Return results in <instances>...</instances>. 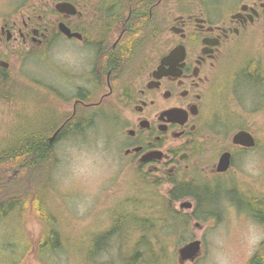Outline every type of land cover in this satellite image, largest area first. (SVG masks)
<instances>
[{
  "label": "rangeland",
  "instance_id": "rangeland-1",
  "mask_svg": "<svg viewBox=\"0 0 264 264\" xmlns=\"http://www.w3.org/2000/svg\"><path fill=\"white\" fill-rule=\"evenodd\" d=\"M7 1H11L13 6L21 0ZM191 1L170 0L171 14L176 15L181 8L193 7L194 0ZM236 1L229 0L230 4ZM14 12L13 7L10 8L11 18L20 20V16ZM163 20L160 22L162 26L165 22L164 33L154 45L155 58L178 38L167 28V19ZM76 44L62 35H53L47 44L26 51L13 39L10 40L8 48L14 51V55L10 57L6 82L24 91L22 96L27 101H0V146L7 139V132L15 129L17 122L40 120L45 107L56 110V119L71 112L72 98L77 91L74 88L83 84L82 76L88 73L84 60L88 51ZM242 53V49L235 52L238 57ZM73 71L78 74L72 78ZM226 80L229 82L222 89L218 87L213 94L209 102L212 110L207 112L203 124L205 130L199 132L203 150L201 160L205 165L212 164L217 161L221 151L231 145V137L237 130L227 132L218 125L224 118V107L237 114V122L241 119L244 121L246 130L256 137L258 147L235 149L233 165L224 175L211 176L209 170L197 173L200 170L198 166V170L191 168L188 175L182 177L183 180H196L203 185L208 183L210 190L205 200L215 204V207H205L203 211L213 212L212 215L205 219L195 218L192 215L195 201L190 197L177 201L168 197L172 186L164 181L162 172L151 167L139 168L124 157L121 144L123 127L117 117L120 110L115 107L114 101H107V107H102L100 111L90 108L91 120L80 138H62L52 144L56 162L47 189L49 208L56 217L53 228L67 238L69 247L36 255L43 226L30 213L23 217L24 223H21L15 214L9 212L12 204L8 202L7 209L0 208L4 214L9 212L0 216V264H87L84 257L75 251L73 242L80 243L83 252L87 251L92 236L107 230L115 209L131 198L143 199L142 204L145 205L126 207V211L156 218L157 212H163L168 204L169 208L182 216L179 224L171 225V230L164 228L166 224L162 226V219L157 222L156 218L153 224L158 237L151 239L150 245L154 252H158L159 244L156 241L160 240L165 245L169 264H180L179 247L195 239L201 241L200 252L193 261L182 264H248L256 253L264 256V225L248 215L252 210L249 197L246 199L248 186L252 193L264 195V110H256L254 103L247 101L255 94L250 96L238 88L246 86L239 66L233 67ZM235 80L239 82L237 88H233ZM99 95L93 91L90 100L98 99ZM109 106L112 112L108 111ZM17 176L18 171L11 172V178ZM157 178L160 179L159 184L148 183ZM183 201H190L193 207L180 208ZM126 234L127 239H113L108 246H104L89 264H121L122 255L131 253L140 236L134 231ZM29 246L31 250L27 252Z\"/></svg>",
  "mask_w": 264,
  "mask_h": 264
},
{
  "label": "flooded vegetation",
  "instance_id": "flooded-vegetation-1",
  "mask_svg": "<svg viewBox=\"0 0 264 264\" xmlns=\"http://www.w3.org/2000/svg\"><path fill=\"white\" fill-rule=\"evenodd\" d=\"M62 4L71 6L70 12L60 10ZM232 4L229 0H194L193 7L172 15L170 0H21L13 6L11 1L0 0V82L6 80L14 55L8 48L11 39L27 51L47 44L53 35H62L88 51L84 57L88 73L82 76L83 84L74 88L71 112L54 131L74 121H88L90 108L114 101L123 127V155L137 167L162 172L170 186L172 178L183 180L191 168L200 167L197 173L209 170L211 176L224 175L233 165L235 149L258 147L254 134L240 129L253 136V146L233 144L231 137V145L216 162L205 165L201 160L199 132L205 130L207 112L212 110L209 102L216 89L229 82L226 79L233 67L239 66L246 85L244 90L238 87L240 91L255 94L247 101L256 110H264V0ZM12 7L20 20L11 18ZM163 19L178 38L155 58L154 45L164 33ZM59 22L80 37L60 33ZM175 48L174 55L162 64ZM240 49L243 53L238 57L235 52ZM73 73L72 78L78 74ZM93 91L100 94L96 100H90ZM50 113L56 115V110ZM58 134L52 142L46 137L47 142L60 141ZM225 151L230 153V165L218 172L217 163ZM151 153L154 158L142 160ZM247 197L264 203V195L252 193L249 186ZM248 215L264 225L252 212Z\"/></svg>",
  "mask_w": 264,
  "mask_h": 264
},
{
  "label": "trees",
  "instance_id": "trees-1",
  "mask_svg": "<svg viewBox=\"0 0 264 264\" xmlns=\"http://www.w3.org/2000/svg\"><path fill=\"white\" fill-rule=\"evenodd\" d=\"M23 93L24 91L17 87L9 86L5 79L0 82V101L3 103H14L16 100H24ZM25 101L27 100L25 99ZM92 109L95 111L102 110L101 108ZM49 110L47 107L43 108L44 113L41 114L42 118L40 120L17 122L15 129L7 132V139L0 146V208L6 207L9 202L12 204V209L9 212L15 214L21 223H24L23 217L27 213L32 214L41 223L43 231L37 243L36 255L53 252L61 247L63 249L64 247H69L68 245L70 244L58 229L53 228L56 224V217L49 208L50 198L47 189L50 187V177L52 176L51 172L56 162V156L52 144L47 142L46 137L52 135V132L60 125L61 121L59 118L56 119L57 117L52 115ZM108 111L112 112L110 106ZM223 112L224 118L220 120L219 127L227 129V132L247 129L242 119L238 122L236 121L239 117L234 111L224 107ZM18 119L20 118L18 117ZM83 119L81 117L82 121ZM90 120L91 116L89 115L88 121L83 123L78 121L68 123L59 132L58 139L80 138L88 128ZM13 171H18L19 176L11 178L10 175ZM170 181L172 182V188L168 191V197L173 201L181 200L185 197L192 198L195 201V207L192 210V215L195 218L205 219L212 215L213 212L203 211L205 207H215V204H210L209 201L205 200L210 190L208 183L203 185L196 180L184 181L176 178H172ZM148 183L157 185L160 183V179L157 178ZM142 202L143 199L135 200V198L123 201L112 213L110 227L92 236L88 243L87 251L83 252L80 247L81 244L73 242L75 251L81 254L85 262L89 264L92 257L94 258L101 253L104 246H108L113 239H127L126 233L134 231L140 235L137 239L136 247L133 248L131 253L122 255L120 258L121 264H169L166 258V250L164 249L165 245L160 240H158L159 242L156 241L159 244L158 252L152 250L150 240L158 237L153 224H155L156 218V221L162 219L164 222L162 226L166 224L167 226L164 228L171 230V225L176 222L179 224L182 216L169 208L168 204L166 209H163V212H161L162 210L159 213L157 212L156 218L153 216L143 217L141 214L125 210L126 207L145 205ZM249 205L251 206L252 214L264 222V203L250 199ZM3 209H0V216H5L9 213L6 211L4 214ZM183 220L186 222L185 219ZM26 250L29 252L31 250L30 246ZM248 264H264V256L256 253Z\"/></svg>",
  "mask_w": 264,
  "mask_h": 264
},
{
  "label": "water",
  "instance_id": "water-1",
  "mask_svg": "<svg viewBox=\"0 0 264 264\" xmlns=\"http://www.w3.org/2000/svg\"><path fill=\"white\" fill-rule=\"evenodd\" d=\"M60 10H63L64 12H70L68 4H62L60 5ZM58 30L60 33L65 35L66 37H80V34L78 33H73L71 32L70 28L64 23V22H59L58 24ZM176 51V48L173 49L163 60L162 64L166 62L171 56L174 55ZM5 67H8V63H4ZM160 70V68H158ZM157 70V71H158ZM157 71L154 74H157ZM61 130V127H59L54 133L50 136L49 141L52 142L58 132ZM232 143L236 145H241L245 147H251L255 144L253 136L246 130H238L236 131L233 136H232ZM155 154H149L144 157H142V160L154 158ZM230 165V153L228 151L223 152L218 160L216 171L218 172H223L228 169ZM180 208H185V209H190L192 208V203L190 201H183L179 205ZM201 249V241L198 239L188 241L178 249V258H179V263L182 264L185 261H193L195 257L198 255Z\"/></svg>",
  "mask_w": 264,
  "mask_h": 264
}]
</instances>
